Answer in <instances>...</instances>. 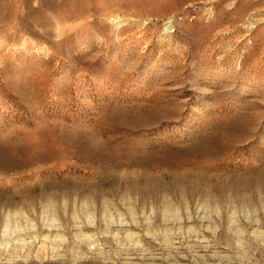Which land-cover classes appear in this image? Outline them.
<instances>
[{"label": "rangeland", "instance_id": "1", "mask_svg": "<svg viewBox=\"0 0 264 264\" xmlns=\"http://www.w3.org/2000/svg\"><path fill=\"white\" fill-rule=\"evenodd\" d=\"M0 264H264V0H0Z\"/></svg>", "mask_w": 264, "mask_h": 264}]
</instances>
